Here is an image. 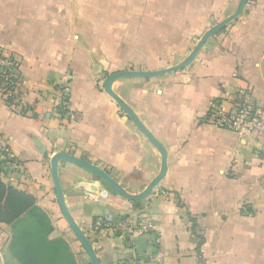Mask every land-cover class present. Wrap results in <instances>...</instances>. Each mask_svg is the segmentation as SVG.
Returning a JSON list of instances; mask_svg holds the SVG:
<instances>
[{
	"label": "crops",
	"instance_id": "obj_1",
	"mask_svg": "<svg viewBox=\"0 0 264 264\" xmlns=\"http://www.w3.org/2000/svg\"><path fill=\"white\" fill-rule=\"evenodd\" d=\"M239 2L0 0V50L20 60L31 107L26 116L13 113L0 90V135L22 166L0 178L37 200L55 227L52 237L64 238L78 264L91 262L58 205L52 158L72 154L142 193L161 171V154L105 92L104 80L182 63ZM58 87L68 97L64 115ZM244 89L264 113V0H249L183 71L113 84L165 147L168 168L147 198L130 202L93 173L59 163L66 206L100 264H264V129L252 138L205 123L213 100ZM138 218L142 233L117 229Z\"/></svg>",
	"mask_w": 264,
	"mask_h": 264
},
{
	"label": "built area",
	"instance_id": "obj_2",
	"mask_svg": "<svg viewBox=\"0 0 264 264\" xmlns=\"http://www.w3.org/2000/svg\"><path fill=\"white\" fill-rule=\"evenodd\" d=\"M0 60V76L3 78L0 90L3 100L13 113L26 116L31 112V107L27 103L28 81L20 75L21 62L15 54L3 50H0ZM58 91L60 96L58 106L66 107L68 97L65 90L58 87ZM205 123L237 135L257 138L264 129V113L255 101L252 91L244 89L228 100H213ZM21 167V162L14 151L0 135V175L18 172ZM142 222L141 218L125 219L117 229L136 236L146 229ZM102 226L107 229L113 227L107 220L102 221Z\"/></svg>",
	"mask_w": 264,
	"mask_h": 264
},
{
	"label": "water",
	"instance_id": "obj_3",
	"mask_svg": "<svg viewBox=\"0 0 264 264\" xmlns=\"http://www.w3.org/2000/svg\"><path fill=\"white\" fill-rule=\"evenodd\" d=\"M249 0H240L239 5L234 14H232L227 19L218 23L211 29H209L191 51L190 55L180 64L161 70H127L118 71L110 74L103 82V87L105 92L117 103L121 110L127 115V117L135 124L139 131L149 140V142L157 149L162 157V167L159 175L148 185V187L140 194L134 195L125 190L115 179H113L106 171L93 165L81 158H78L72 154L68 153H58L51 160V177L54 185V190L57 197L58 205L61 212L69 224L71 230L74 232L83 248L85 249L91 264H100L97 255L92 247L91 242L86 237L84 232L78 226L72 215L70 214L62 190V186L59 179L58 166L62 161H67L73 163L91 173L96 175L102 181H104L109 187L116 191L123 198L130 202H138L147 198L153 191L155 187L163 180L167 173V151L165 147L150 133V131L141 122L135 112L131 109L129 105L113 91V84L117 81L129 80V79H152L157 77H162L164 75L176 73L183 71L197 58L200 51L203 49L204 45L209 39L214 37L217 33L225 29L230 23L235 21L240 17L248 4ZM0 264H3V259L0 254Z\"/></svg>",
	"mask_w": 264,
	"mask_h": 264
},
{
	"label": "trees",
	"instance_id": "obj_4",
	"mask_svg": "<svg viewBox=\"0 0 264 264\" xmlns=\"http://www.w3.org/2000/svg\"><path fill=\"white\" fill-rule=\"evenodd\" d=\"M2 85L3 78L0 76V87ZM57 111L62 115L67 112L66 107L62 106H57ZM36 204L34 197L7 186L0 178V224L14 227L10 245L12 257L21 264H40L44 255L52 260L48 264H77L64 238L52 237L55 227L46 212ZM191 221L192 232L196 236V224L194 220Z\"/></svg>",
	"mask_w": 264,
	"mask_h": 264
},
{
	"label": "rangeland",
	"instance_id": "obj_5",
	"mask_svg": "<svg viewBox=\"0 0 264 264\" xmlns=\"http://www.w3.org/2000/svg\"><path fill=\"white\" fill-rule=\"evenodd\" d=\"M172 64V63H169ZM175 66V65H173ZM172 67V66H170ZM169 68V67H165ZM164 69V68H163ZM56 227L59 228V224H56ZM0 233L3 235L0 238V254L3 259V264H21L17 259L13 258L10 251V245L11 241L14 235V227L13 226H5L4 229H0ZM43 262H40V264H48L52 260H50V257L47 255L43 256L42 259ZM77 262V260H76ZM78 264V262H77Z\"/></svg>",
	"mask_w": 264,
	"mask_h": 264
}]
</instances>
